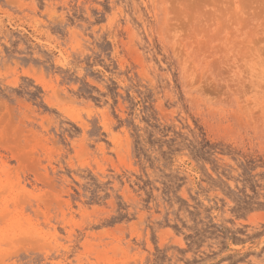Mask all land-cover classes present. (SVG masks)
<instances>
[{
	"label": "rangeland",
	"instance_id": "374dc122",
	"mask_svg": "<svg viewBox=\"0 0 264 264\" xmlns=\"http://www.w3.org/2000/svg\"><path fill=\"white\" fill-rule=\"evenodd\" d=\"M0 264H264V0H0Z\"/></svg>",
	"mask_w": 264,
	"mask_h": 264
}]
</instances>
